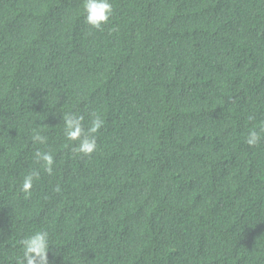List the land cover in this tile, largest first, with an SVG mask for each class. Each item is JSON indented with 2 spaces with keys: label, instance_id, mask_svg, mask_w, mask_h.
Listing matches in <instances>:
<instances>
[{
  "label": "trees",
  "instance_id": "obj_1",
  "mask_svg": "<svg viewBox=\"0 0 264 264\" xmlns=\"http://www.w3.org/2000/svg\"><path fill=\"white\" fill-rule=\"evenodd\" d=\"M109 2L0 0V264H264V0Z\"/></svg>",
  "mask_w": 264,
  "mask_h": 264
},
{
  "label": "clouds",
  "instance_id": "obj_2",
  "mask_svg": "<svg viewBox=\"0 0 264 264\" xmlns=\"http://www.w3.org/2000/svg\"><path fill=\"white\" fill-rule=\"evenodd\" d=\"M84 21L87 25L101 30L102 26L109 21V18L113 14V8L109 0H84ZM83 117H77L75 119L68 113L64 115L66 132L65 136L69 141L80 140L82 133H84L88 138L80 140L77 148L73 149L76 152L83 153L85 155L92 153L96 149V139L95 134L102 126L103 120L98 116H95L91 125L88 129H82L80 121ZM261 132H264V128L257 132L255 130L249 132L247 138V144L249 146L257 145L261 139ZM34 140H43L44 137L39 134L33 137ZM40 161L43 162L44 170L51 174L53 157L51 154L37 153ZM33 175H38L37 173H31L24 177L21 191L25 194H29V190L32 187ZM59 191V188L56 189ZM22 245L23 256L21 259V264H49L48 252L50 250L49 237L46 231L40 230L35 231L31 235L23 238L20 241Z\"/></svg>",
  "mask_w": 264,
  "mask_h": 264
}]
</instances>
